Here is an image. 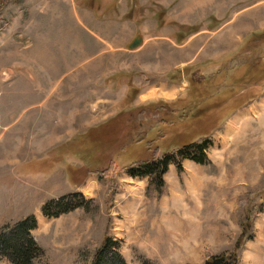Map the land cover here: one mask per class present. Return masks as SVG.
Instances as JSON below:
<instances>
[{"label":"rangeland","instance_id":"rangeland-1","mask_svg":"<svg viewBox=\"0 0 264 264\" xmlns=\"http://www.w3.org/2000/svg\"><path fill=\"white\" fill-rule=\"evenodd\" d=\"M65 1L0 0V225L37 217L35 264H83L79 250L94 252L105 234L130 264H203L236 249L239 264H264V0H123V25L137 18L140 28L90 60L68 55ZM193 70L204 82L193 86ZM154 136L161 155L174 152L162 193L123 169L150 156ZM206 137L204 162L191 158L196 148L178 151ZM74 192L89 208L44 215L45 203Z\"/></svg>","mask_w":264,"mask_h":264},{"label":"trees","instance_id":"trees-1","mask_svg":"<svg viewBox=\"0 0 264 264\" xmlns=\"http://www.w3.org/2000/svg\"><path fill=\"white\" fill-rule=\"evenodd\" d=\"M23 5L24 0H18ZM190 81L195 84H200L204 80L198 78L203 76L194 70L190 71ZM150 81L145 79L144 84ZM160 129L155 132V135L160 133ZM148 138L147 146L150 151V156L146 159H141L136 162L129 163L123 166L124 171L132 176H149L150 185L155 186L161 193L165 186L164 173L167 170L170 162L174 158V152L165 151L161 155V148L155 146L157 137ZM146 137L142 136L134 140L141 141ZM155 146V147H153ZM209 146V137H206L202 142L193 140L186 145L180 146L178 151L184 152L185 148H196L198 151L197 157H191L197 162H204L206 158L205 149ZM114 164V167L112 166ZM116 164L112 162L110 166L98 173V177L103 182L106 181L109 173L116 172ZM117 184L112 182L108 192L107 202L109 209L113 203V198ZM75 200H78L77 202ZM91 199H85L81 192H74L63 195L59 198H54L43 206V213L48 217H56L62 213L68 212L76 207H86ZM38 227V219L34 214H29L21 217L14 223H6L0 225V258L7 257L13 264H35L36 258L42 253L43 249L33 236V230ZM245 234L242 233L236 246L243 243ZM78 261L83 264H130L127 259L119 251V244L113 237L105 234L101 244L94 250L86 247L79 250ZM240 254L238 249L226 250L220 253H207L203 264H239Z\"/></svg>","mask_w":264,"mask_h":264},{"label":"crops","instance_id":"crops-1","mask_svg":"<svg viewBox=\"0 0 264 264\" xmlns=\"http://www.w3.org/2000/svg\"><path fill=\"white\" fill-rule=\"evenodd\" d=\"M75 1H65V4L70 8V13L73 14L71 21L75 25L71 27V30L68 32L74 31L75 35H67L68 29H65L64 34L66 40H63L68 42L70 45L68 49V55H71L75 58L81 57L90 60L98 59L99 57H105L109 54L114 55L115 51L123 49L124 46L128 45L130 41H132V36L140 28L138 24L136 25L137 18H134V22L130 20V23L123 25V12L126 8H128V3L123 0H120L122 7L120 6V8H113L112 11L106 8L103 9L104 12L102 10L99 12L94 7L84 6L79 3V5H76ZM63 7H65L64 3ZM109 11L111 12L108 13ZM111 16H114V18ZM109 19H112V21L116 19L118 27L116 28L115 24L113 25L112 23H109ZM119 34L120 36L116 39V35ZM71 36L73 39L69 38ZM35 44L37 45L36 47H38V50L47 53L49 45H46L44 42L42 43L41 40L32 39V45L29 46L31 47ZM50 45L52 48L53 45ZM71 70L72 69L63 72L65 75L63 79L66 78V74L72 73ZM38 72H42V69H38ZM78 73H86V70L81 69V71H78ZM68 80L71 79L69 78ZM72 80L79 82L81 81V77L76 75V77Z\"/></svg>","mask_w":264,"mask_h":264},{"label":"water","instance_id":"water-1","mask_svg":"<svg viewBox=\"0 0 264 264\" xmlns=\"http://www.w3.org/2000/svg\"><path fill=\"white\" fill-rule=\"evenodd\" d=\"M143 41V38L141 36L137 37L131 44H130V48H136L138 47L141 42Z\"/></svg>","mask_w":264,"mask_h":264}]
</instances>
